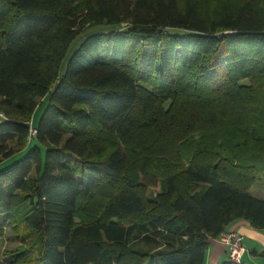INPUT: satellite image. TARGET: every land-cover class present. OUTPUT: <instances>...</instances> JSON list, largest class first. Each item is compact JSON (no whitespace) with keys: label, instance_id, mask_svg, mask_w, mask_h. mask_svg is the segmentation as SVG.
Returning a JSON list of instances; mask_svg holds the SVG:
<instances>
[{"label":"trees","instance_id":"trees-1","mask_svg":"<svg viewBox=\"0 0 264 264\" xmlns=\"http://www.w3.org/2000/svg\"><path fill=\"white\" fill-rule=\"evenodd\" d=\"M258 175L264 0H0L6 264H205Z\"/></svg>","mask_w":264,"mask_h":264},{"label":"crops","instance_id":"crops-1","mask_svg":"<svg viewBox=\"0 0 264 264\" xmlns=\"http://www.w3.org/2000/svg\"><path fill=\"white\" fill-rule=\"evenodd\" d=\"M237 232L243 237V245L246 237L253 240H258L261 243H256L254 241L250 242L245 248L242 255L243 261L247 264H264V257L261 253L264 251V239L262 236L258 235L247 222L240 221L234 224L228 233ZM260 238V239H259ZM229 258V251L226 243L223 241V237L218 240H212L210 242V248L207 253V258L205 264H220L222 261Z\"/></svg>","mask_w":264,"mask_h":264},{"label":"rangeland","instance_id":"rangeland-1","mask_svg":"<svg viewBox=\"0 0 264 264\" xmlns=\"http://www.w3.org/2000/svg\"><path fill=\"white\" fill-rule=\"evenodd\" d=\"M83 38H85V37H83ZM82 39H80L73 46L72 50H75L78 47V45L82 42ZM43 114H44V108L42 107L35 114L34 122L36 124L39 123V121H40L41 117L43 116ZM252 195L256 199L264 202V177L262 175H258V180H257L255 186L252 189ZM255 231H256V233L258 235L262 236V238L264 239V231H258V230H255ZM256 240H253V239H251L249 237H246L245 242H244V244H245L244 246L246 247L250 242H252V241L256 242ZM256 243H261V241L259 242L257 240ZM18 246H19V242L17 241L16 236L13 234V232L10 229H8L5 232V235H4L3 239L0 241V264H6L5 263L6 262L5 261L6 258L4 257V252L13 251Z\"/></svg>","mask_w":264,"mask_h":264},{"label":"built area","instance_id":"built-area-1","mask_svg":"<svg viewBox=\"0 0 264 264\" xmlns=\"http://www.w3.org/2000/svg\"><path fill=\"white\" fill-rule=\"evenodd\" d=\"M32 136L36 134V130H31ZM223 241L226 243L229 251V258L235 264L242 263V255L245 251L243 245V237L237 232L227 233L222 236Z\"/></svg>","mask_w":264,"mask_h":264}]
</instances>
